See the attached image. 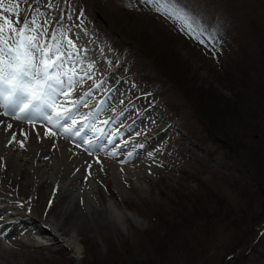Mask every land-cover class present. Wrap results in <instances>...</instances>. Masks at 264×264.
I'll return each mask as SVG.
<instances>
[{
	"label": "rangeland",
	"instance_id": "obj_1",
	"mask_svg": "<svg viewBox=\"0 0 264 264\" xmlns=\"http://www.w3.org/2000/svg\"><path fill=\"white\" fill-rule=\"evenodd\" d=\"M203 1L205 0H168L166 5H158L150 0H0L4 9H15V12H5V15L20 21L17 30L27 24L24 36L35 37L33 43L40 49V51L33 49L26 41L21 43L23 38L20 36H12L9 39L11 33L6 29V35L0 37V48H4L2 43L4 39H7L8 43L6 50L0 52V60L10 61L15 56L19 57L21 65H27L30 61L33 65L29 69L30 73L40 70L43 67L42 61L49 63L56 61L53 71L47 73L49 76L58 77L60 81L64 76L77 75L79 70L70 72L63 69L71 67L72 58L75 57L67 52L68 47L73 49L72 44L78 43L82 49L89 51L88 49L94 47L93 39L106 41L113 58L107 61L109 69L106 74L100 76L103 77L102 83L105 87H114L113 93L120 96H123L124 91L122 85L130 87L128 96L134 100L133 102L127 100L122 109L112 110L110 105L108 106L109 103L106 107L102 106L101 113L111 111L118 114L126 108L132 110L131 116L119 119L115 125L112 123L106 133L124 124L134 123L138 128L141 124L146 126L145 133H136L135 131L139 130L136 128L129 134L125 133L123 138L134 142L137 140L134 146L125 150L146 152L136 153L137 156L132 160L148 159L147 170L152 169L145 176L136 178L124 170H118V173L117 169L109 166V163H112L110 160L91 161L89 164L91 167L88 168L92 175L89 171L86 172L92 178L84 175V181L77 184V187L84 191L82 194L84 202L88 200L87 195L94 199L96 212L93 216L85 203L83 205L81 203V206L76 205L81 209H76V213L68 217L70 224L68 233H56L59 239H53L52 234L37 235L33 232L31 237H28L13 224L10 228H0V251L7 256L3 264H132L134 261L144 264L148 260L159 264L156 250L160 249V245L165 249L163 264H221L222 250L219 247L225 244V236L221 238L216 234L215 238L202 236L197 239L190 234L191 231L185 224H181L180 227L177 226V232L180 233L185 228L184 233L187 232L183 241L177 240L182 235L174 234V237H170L174 232L171 231V225L174 222L177 224L179 221L185 222L182 215L187 205H193L196 197L205 198L213 193L219 195L217 196L222 203L231 205L236 211L246 208L252 213L255 212L248 215L255 217L257 225L260 224V228H263L264 208L260 205L264 204V198L252 193L257 194V181L264 179V157L259 156L258 160H261L260 164H257L258 160L251 162L249 157L242 156V149L239 150V154L232 153L227 147L224 149L218 140H214L209 132H206L205 128L207 127L209 131L211 127L207 125L205 127L180 91L162 79L151 62L141 56L140 52L133 50L130 45L121 51V48L126 46L121 42L125 35L124 29L129 23L145 26L146 29H159L165 34L169 31L173 36L176 34L169 25L181 29L191 39L186 41L179 38L175 42L181 47L182 53L195 71L198 83L213 85L227 101H235L236 89L240 85H234L232 88L226 85L225 88L216 80L223 79L224 73H229L225 78L235 83L238 74L235 75V70L225 72L223 69L226 63L245 59L240 68L242 65L252 68L260 61L258 57L260 52L264 60V48L256 53L254 51L253 54L249 53L251 49L246 52L252 37L256 38L260 34V39H264V0L260 1L261 5L258 6L259 13L243 24L242 35L237 37L236 43L215 42L210 32L208 37L207 34L203 35L200 40L203 46H200L193 40L197 37L195 27L200 20L194 11L203 12L205 15L212 9L214 12V4L205 5ZM251 5L254 6L253 1ZM165 6L174 13L178 12L186 17L190 29H185L183 21L162 14ZM158 8L160 10H157ZM126 9H134L136 12ZM153 17L156 19L153 20ZM160 17H165L166 22ZM80 29L89 31L91 39L77 40ZM42 52L45 54L41 55ZM88 53L92 59L100 56L94 51ZM57 56L61 60L57 61ZM15 66L13 64V67ZM180 67L184 69L181 62ZM108 72L112 74L108 75ZM87 80L90 84H95L93 80ZM85 81L82 80V84ZM246 81L249 79L245 78ZM78 84L79 81L72 83L74 86ZM32 86L33 84H30V87ZM81 94L67 97L66 100L73 105L72 110L101 108L103 98L97 90H92L84 97H80ZM122 98L125 99L124 96ZM99 116L100 113L93 116L91 126ZM220 121L222 120H219V123ZM223 125L226 124L223 122ZM253 126H256V123ZM262 126L264 127V122ZM76 131L78 129H75ZM260 136L263 137L262 133L255 131L241 140L262 149L264 143ZM119 153L121 154L120 151ZM117 162L124 168H128L132 163ZM250 164L258 171L256 177L248 174L246 170ZM94 171L96 175H93ZM121 178L124 181L121 182ZM116 180L120 181L118 187ZM111 204L115 215L113 217L109 215ZM248 205H252V208ZM60 206L54 207L57 217L59 212L66 208L63 203H60ZM45 211L43 203L37 213L40 217L42 214L45 221L51 225L49 210ZM51 212L53 211L50 210ZM9 218H5L4 221L13 217ZM12 228L16 233L6 239L2 238ZM71 228L76 231L74 235H71ZM259 236L260 234L255 240ZM161 240L163 244H160ZM185 241L188 244L184 243ZM42 242H53V245L45 247ZM210 253L215 259L209 257ZM233 255L237 256V253ZM246 264L264 263L256 261L251 256Z\"/></svg>",
	"mask_w": 264,
	"mask_h": 264
},
{
	"label": "bare ground",
	"instance_id": "obj_2",
	"mask_svg": "<svg viewBox=\"0 0 264 264\" xmlns=\"http://www.w3.org/2000/svg\"><path fill=\"white\" fill-rule=\"evenodd\" d=\"M79 34L77 40L82 38L91 39L92 37L91 33L85 29H80ZM92 44L93 49L88 50L97 52L100 55L94 59L91 58L89 51L82 49L78 43L72 44L73 49L68 47L67 52L75 57L72 58L73 65L63 67V69L70 72L79 70V73L74 76L62 77L59 84L53 80L49 81L53 86V91L49 92L48 96L49 103L53 104L52 107H45L40 111L34 110L33 113H29L23 119H16V116L22 115L21 112L15 115L11 108L0 106V164H2V167H0V223H2L0 228H10V225L13 224L15 228H19V231H23L28 237H31L33 232L37 235L52 234L53 239H59L56 233H68L70 230L68 217L76 213L75 211L80 208L78 206H81V203L82 205L83 203L88 205L92 216L96 212L94 199L92 200L87 195L88 200L84 202L82 199L84 191L77 187V184L84 181V175L89 179L92 178L91 171L88 168L91 161L110 160L112 163L108 162L109 166L117 169V172L118 170H124L136 178L143 177L147 172L152 171V169L147 170L148 159L132 160L137 156L136 153L140 151L125 150L130 149L137 142V140L134 142V140L123 138L125 133L129 134L131 130L138 128L134 123L121 125L119 128L106 133L112 123L115 125L119 119L131 116L132 110L126 108L118 114L111 111L101 113L102 106L106 107L109 103L108 106L110 105L112 110L122 109L127 100L130 102L134 100L130 99L128 88L124 85L122 87L125 99L122 98L123 96L113 93L114 87L103 85V77L100 76H104L109 69L107 61L111 58V53H109L111 50L106 41L98 38L93 39ZM52 71L53 68L48 69V72ZM109 74L112 73L108 72ZM87 79L93 80L95 84H90ZM32 80L33 77L30 76L24 78L26 82ZM82 80L86 81L82 84ZM74 81H79V84L72 85ZM40 82L41 80L35 81V83ZM32 87H34V84ZM92 90H97L102 95L101 108L72 110L73 105L66 100L67 97L80 93H82L80 97H84ZM64 109L72 110L71 119L58 118L57 113L64 114ZM94 110L95 113H93ZM5 112L9 114L6 115ZM96 113H100L99 118L95 119L93 126H89ZM9 124L12 125L11 129L7 128ZM75 129H78V131L75 132ZM138 129L135 132L141 134L145 133L147 128L141 124ZM69 130H71V134H69ZM50 132L55 133V135L50 136ZM13 135L16 137L15 141L12 140ZM83 136L86 139L83 140ZM21 143L23 147L20 146ZM113 152L116 153L115 156L112 155ZM129 153H131V156H129ZM117 161H132V163L128 168H124ZM86 171H89L91 175L87 174ZM93 175H96L95 171ZM120 180L121 182L124 181L122 178ZM116 181L118 187L120 181ZM90 183L92 185V182ZM50 201L51 206L49 207ZM43 203L45 204V210H49L51 225L45 221L42 214L40 217V214L37 213ZM60 203H63L66 208L60 209L62 211L59 212L57 217L54 207L55 205L60 206ZM50 210L53 212L50 213ZM109 211L110 216H115L112 204L109 206ZM130 215L128 214V216ZM7 217L13 218L4 221L5 218L8 219ZM71 222H73V219ZM71 231V235L76 233L74 228H71ZM15 233L16 230L12 228L2 238L6 239ZM6 257L0 251V264L5 263Z\"/></svg>",
	"mask_w": 264,
	"mask_h": 264
},
{
	"label": "trees",
	"instance_id": "obj_3",
	"mask_svg": "<svg viewBox=\"0 0 264 264\" xmlns=\"http://www.w3.org/2000/svg\"><path fill=\"white\" fill-rule=\"evenodd\" d=\"M252 1L254 6L251 5ZM260 1L262 0L203 1L205 5L214 4V12L212 9L209 14L205 15L203 12L194 11L201 21L199 20L195 27L197 37L193 40L198 45L203 46L200 39L203 38L204 34H207L208 37L211 32L215 42L228 41L230 44L236 43L237 37L242 35L241 29L245 21L252 19L254 15L259 13ZM126 10L136 12L134 9ZM155 19L153 17V20ZM163 20L166 22L165 19ZM169 28L173 30L172 32L176 36H173L169 31H166L167 34H165L159 29H146L145 26L141 27L135 23H129L124 29L125 35L121 44L130 45L137 49L152 63L160 77L180 91L188 106L195 111L205 127L206 125L211 127L209 131L206 127V132H209L208 134L214 140H218L224 149L227 147L232 153L235 152L236 154H239V150L242 149V156L249 157L251 162L252 160H258L259 156L263 158L264 148L259 149L256 145H248L247 142L242 141L246 135L260 131L263 135V137H260L262 143H264V127L262 126V122H264V60L261 52L258 54L259 63L252 68L243 65L240 68L245 59H236L224 65L223 70L225 72L235 70V75L238 74L235 83L233 84V81L230 82L229 79L225 78L229 73H224V78L219 77L221 80L217 79L216 82L225 88L226 85L230 88L234 85H240L236 89V100L230 102L222 97L213 85L203 82H201L202 84L198 83L195 71L182 53L181 47H178L176 43L179 38L186 41L191 38L174 26L169 25ZM153 32L156 34H152ZM175 37L177 38L175 39ZM146 40L148 41L146 42ZM263 48L264 39L261 40L259 34L256 38H251L250 46L246 52L251 49L249 53L252 52L253 54L254 51L256 53L262 51ZM180 62L184 64V69L180 67ZM245 78L249 81L245 82ZM240 87L243 89H240ZM219 120L222 121L219 123ZM223 122L226 125H223ZM254 123H256V126H253ZM260 160L255 162L260 164ZM250 166L248 165L246 169L248 174L251 173L253 177H256L258 171L251 164ZM256 189L257 194H252L264 198V179L257 181ZM217 195L213 193L212 195L208 194L205 198L196 197L193 205H187L182 215L185 222L179 221L178 224L174 222L171 225V231L174 232L170 234V237H174V234L182 235L177 240L183 241L184 235L187 233H184L186 228L178 233L177 226L180 227L181 224H185L188 227L187 229L191 231L190 234L197 239L202 236L215 238L216 234H219L221 238L225 236V244L219 247L222 250L220 260L223 263L226 261L224 264H246L251 256L256 261L264 263V222L263 228H260L261 225H257V219L248 215L254 214V211L252 213L251 210L246 208L236 211L231 205L222 203L223 201L219 200V195ZM248 206L251 207L252 205ZM260 206L264 208V204ZM258 234L260 236L255 240ZM159 242L163 244V240ZM184 243L188 244L186 241ZM156 252L159 257V264H163L165 258L164 246L160 245V249ZM235 253H237V256L233 255ZM208 255L210 258L215 259L212 253ZM226 257H228L227 260ZM132 264L143 263L134 261ZM144 264L156 263L153 260H148Z\"/></svg>",
	"mask_w": 264,
	"mask_h": 264
},
{
	"label": "snow or ice",
	"instance_id": "obj_4",
	"mask_svg": "<svg viewBox=\"0 0 264 264\" xmlns=\"http://www.w3.org/2000/svg\"><path fill=\"white\" fill-rule=\"evenodd\" d=\"M150 2L155 4H167L168 0H150ZM157 10H160L159 8ZM11 11L15 12V9H4L3 4L0 3V37L6 35V29L8 33H11L9 39L12 36H20L22 37L21 43L24 41L27 42L33 49L40 51L37 49V46L33 41L36 39L35 37L24 36L25 29L27 28V24H25L24 28H20L17 30V25L20 24L19 20H15L12 16H6L5 12ZM162 14L168 16V18H175L177 20L184 22L185 29H190V24L187 23L186 17L182 16L180 13H174L172 9L164 7ZM4 48H0V52H3L7 48L8 40L4 39L2 41ZM45 53H41L44 55ZM60 59L57 56L56 60ZM56 61L49 63L48 61H42L43 67L35 72H29V69L33 67L31 62L27 65H21L19 63V57H12L10 61L0 60V106L5 108L11 106L13 108V114L15 111L21 112L22 115L16 116V119H23L28 116L34 109L36 111H40L45 107H52L53 104L49 103L48 96L49 92L53 91V86L49 81L55 80L57 84L60 83L58 77L49 76L48 69L53 68L55 66ZM13 64L16 66L13 67ZM31 75L33 80L30 84H34V87H30V84H26L24 82V78ZM36 80H41L42 83H35ZM71 109H64V114L57 113L59 119H71ZM5 114H9L5 112ZM75 123V121H73ZM8 129L12 128V125H7ZM69 134H71V130H69ZM49 135H55V133H49ZM12 140L15 141L16 137L13 135ZM111 143V141H109ZM23 147V144L20 145ZM91 147V145H90ZM113 156L116 155L115 152L112 153ZM131 156V153H129ZM2 167V164H0ZM91 167V165H89ZM51 206V201L49 202V207Z\"/></svg>",
	"mask_w": 264,
	"mask_h": 264
}]
</instances>
